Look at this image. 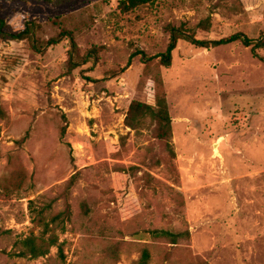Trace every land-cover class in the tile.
Wrapping results in <instances>:
<instances>
[{
  "label": "rangeland",
  "instance_id": "1",
  "mask_svg": "<svg viewBox=\"0 0 264 264\" xmlns=\"http://www.w3.org/2000/svg\"><path fill=\"white\" fill-rule=\"evenodd\" d=\"M120 1L0 0L13 27L35 22L47 40L57 19L82 54L99 55L71 71L67 38L45 53L0 40V264H133L143 249L149 264H264V60L241 43L181 40L158 70L176 157L150 119L139 131L125 124L132 102L155 104L144 55L166 52L171 26L210 19L197 39L259 40L264 0H156L130 13ZM50 202L53 214L71 208L51 232L64 260L56 247L17 257L22 240L40 237L37 211ZM155 230L191 237L173 245Z\"/></svg>",
  "mask_w": 264,
  "mask_h": 264
},
{
  "label": "trees",
  "instance_id": "2",
  "mask_svg": "<svg viewBox=\"0 0 264 264\" xmlns=\"http://www.w3.org/2000/svg\"><path fill=\"white\" fill-rule=\"evenodd\" d=\"M52 2V0H46ZM156 0H121L119 9L122 13H130L140 7H144L154 3ZM55 24L60 30V34L57 37H52L47 40H43L40 37L42 26L31 22L29 20L23 21L22 28H15L5 19L0 16V40L1 41H27L30 48L35 53H45L49 48L58 45L63 38H67L70 43V51L68 53V66L69 69L75 70L80 66H84L94 60L98 55V49L93 48L87 53L82 54L81 48L78 46L74 31L68 30L62 21L55 20ZM211 29L210 19L203 20L198 23L194 28H188L185 25L179 27H170L171 38L168 48L165 53L157 55L155 57H147L144 53L145 59V74L151 77L155 84V104L143 103L134 101L131 103L125 118V124L128 128L139 131L145 127L147 120H151L157 127V138L164 141L166 149L171 158L176 157V153L172 144L173 129L172 118L168 107L167 97L164 91V84L162 77L159 73V68H170L173 62V52L177 49L181 40L186 41L198 48H218L221 46L229 45L232 43H241L245 47H251L255 58L261 59L258 54V50L264 49V37L259 40H252L242 34H236L228 38L221 40H200L197 39L196 33L199 30L209 31ZM159 59L156 64L157 69H154V60ZM8 113L4 108L0 99V120H6ZM74 181L72 179L71 183ZM53 202L44 205L37 211V222L42 228L40 237L30 236L22 240L20 244L19 253L16 254L19 258L26 259H40L47 257L51 249L56 247L58 249L59 256L64 260V250L59 243V238L51 235L52 226L56 225L64 231L65 223L71 219V208L67 205L64 211L53 214ZM48 214V216H46ZM155 239H165L170 244L177 245L180 240H189L191 235L189 231H170V230H155L153 231ZM152 255L148 249H143L141 256L133 264H149Z\"/></svg>",
  "mask_w": 264,
  "mask_h": 264
}]
</instances>
